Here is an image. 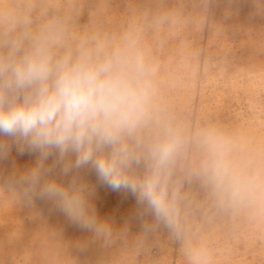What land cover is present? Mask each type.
Here are the masks:
<instances>
[{"label":"rangeland","instance_id":"obj_1","mask_svg":"<svg viewBox=\"0 0 264 264\" xmlns=\"http://www.w3.org/2000/svg\"><path fill=\"white\" fill-rule=\"evenodd\" d=\"M53 21L60 54L125 36L145 54L153 120L128 139L134 159L126 172L150 175L164 128L178 133L184 143L162 176L175 212L158 217L91 165L71 167L73 154L45 159L0 134V264H192L193 249L204 264H264V211L216 190L199 143L201 132L216 130L232 142L238 165L264 172V0H0V39ZM49 182L78 195L82 210L70 215L41 195Z\"/></svg>","mask_w":264,"mask_h":264},{"label":"clouds","instance_id":"obj_2","mask_svg":"<svg viewBox=\"0 0 264 264\" xmlns=\"http://www.w3.org/2000/svg\"><path fill=\"white\" fill-rule=\"evenodd\" d=\"M8 23L14 31L16 23ZM61 41L55 21L37 33L22 28L0 39V134L27 142L45 159L54 152L73 154L71 167L91 165L110 188L138 193L158 217L169 220L175 209L162 176L182 137L164 128L151 149L154 171L142 180L126 172L134 159L128 139L153 120L154 69L145 54L130 36L118 44L82 48L75 56L57 51ZM199 143L207 154L204 172L216 190L233 203L264 211V172L238 165L232 142L216 130L201 132ZM41 195L60 200L70 215L82 210L79 196L54 182ZM189 258L204 264L200 250L193 249Z\"/></svg>","mask_w":264,"mask_h":264}]
</instances>
